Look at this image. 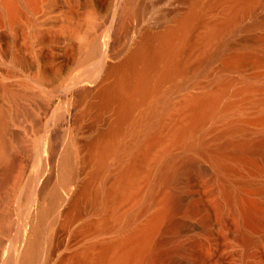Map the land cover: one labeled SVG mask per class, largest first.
I'll return each mask as SVG.
<instances>
[{"label": "bare ground", "instance_id": "1", "mask_svg": "<svg viewBox=\"0 0 264 264\" xmlns=\"http://www.w3.org/2000/svg\"><path fill=\"white\" fill-rule=\"evenodd\" d=\"M0 6L14 50L0 84V264H226L205 225L220 207L243 260L264 173V0ZM53 7L62 16H27Z\"/></svg>", "mask_w": 264, "mask_h": 264}, {"label": "rangeland", "instance_id": "2", "mask_svg": "<svg viewBox=\"0 0 264 264\" xmlns=\"http://www.w3.org/2000/svg\"><path fill=\"white\" fill-rule=\"evenodd\" d=\"M59 4L61 3L59 2ZM81 12V16H92L89 9H82ZM0 16H4L1 6ZM27 16H35V21L39 24L40 22L43 23L44 16H62V14L60 10H55L53 7L47 14L41 9L38 13ZM29 29L30 26L24 25L22 29L15 34V45L23 43L28 38ZM6 34V29L0 27V84L8 83L11 80L8 61L10 56L14 54V50L7 49ZM259 163V165L264 168V153L259 158ZM254 177L262 187H260L258 191L256 187L251 186V198L246 202L248 213L247 222L251 227V234L254 240L246 246L243 252V260L236 256H230L229 254V251L233 249L236 250L240 244L239 238L233 236L237 228L235 213L233 214L232 211L224 210L220 207L218 210L211 212L208 220H206L205 225L208 233L207 242L217 247L219 253L227 257L226 264H264V173L260 175L256 174Z\"/></svg>", "mask_w": 264, "mask_h": 264}]
</instances>
